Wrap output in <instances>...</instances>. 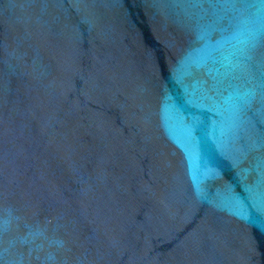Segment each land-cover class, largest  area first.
<instances>
[{"label": "water", "instance_id": "1", "mask_svg": "<svg viewBox=\"0 0 264 264\" xmlns=\"http://www.w3.org/2000/svg\"><path fill=\"white\" fill-rule=\"evenodd\" d=\"M0 264H264V0H0Z\"/></svg>", "mask_w": 264, "mask_h": 264}]
</instances>
